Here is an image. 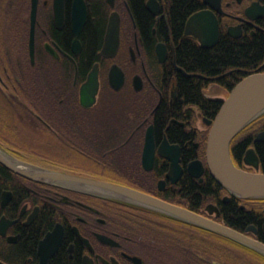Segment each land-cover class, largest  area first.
Here are the masks:
<instances>
[{
  "label": "flooded vegetation",
  "instance_id": "obj_1",
  "mask_svg": "<svg viewBox=\"0 0 264 264\" xmlns=\"http://www.w3.org/2000/svg\"><path fill=\"white\" fill-rule=\"evenodd\" d=\"M171 1L0 0V264H264V254L243 244L228 260L219 245L198 251L197 226L89 182L223 224L228 211L264 210L259 199L243 202L215 185L205 153L216 113L181 91L192 77L204 91L225 89L241 68L208 75L179 64ZM254 1L220 0L219 25L227 32L239 24V37L249 32L250 40L264 34V13L245 15ZM112 23L118 34L110 38ZM261 131L231 154L236 166L263 172ZM248 148L257 168L244 161ZM197 160L201 168L190 166ZM240 232L257 239L259 230L250 222Z\"/></svg>",
  "mask_w": 264,
  "mask_h": 264
},
{
  "label": "water",
  "instance_id": "obj_2",
  "mask_svg": "<svg viewBox=\"0 0 264 264\" xmlns=\"http://www.w3.org/2000/svg\"><path fill=\"white\" fill-rule=\"evenodd\" d=\"M207 8L199 9L192 13L186 20L184 34L193 36L201 46L210 48L216 45L220 38L219 20L216 12H222L220 0H202ZM264 13V5L258 0L245 8V15L254 19ZM227 33L233 37L241 35L240 25L229 26ZM110 38L117 36L118 25H110ZM264 63L258 70L241 78L222 100L213 120L210 121V130L206 141V163L210 175L217 184L231 195L239 199H264V172L249 171L235 165L232 160L230 145L236 135L251 121L264 113ZM261 131L255 140L261 139ZM257 156L253 148L246 150L244 161L257 168ZM200 167V162L190 163ZM16 170V169H15ZM29 178H43L55 176L52 172L19 171ZM58 174V173H57ZM99 190L114 189L128 195L136 202L159 208L166 213L178 217L191 225L214 232L229 239L249 246L264 254V243L254 237L248 236L230 226L202 216L188 209L158 200L141 192L130 191L124 188L108 186L104 182L89 180Z\"/></svg>",
  "mask_w": 264,
  "mask_h": 264
},
{
  "label": "trees",
  "instance_id": "obj_3",
  "mask_svg": "<svg viewBox=\"0 0 264 264\" xmlns=\"http://www.w3.org/2000/svg\"><path fill=\"white\" fill-rule=\"evenodd\" d=\"M260 1L264 3V0ZM203 6L202 0H172L168 13L174 35L178 37L180 35L182 38L175 43L179 64L187 70H198L208 75L224 72L231 67L241 68L240 70H235L232 76L227 77L231 79V82L229 85H223L225 88L224 94L221 92V99L219 101L206 97L204 90L200 87L201 82L196 78L192 77L181 83V91L186 101L192 104H205L207 110L213 109V112L216 113L221 106L223 98L228 95L230 89L245 75L253 72L252 68L264 60V34L257 32L252 40L247 38L250 35L249 32L243 33L239 38H232L227 34L225 26L220 24V38L218 43L210 48H202L193 37L186 36L183 30L187 18ZM212 81L214 79L210 78L207 84ZM262 129H264V114L251 121L236 135L231 143V154L241 152L249 142V136ZM245 135L248 136L244 138ZM256 149L261 156L262 171L264 172V141L257 143ZM213 181L215 182L214 179ZM215 185L218 184L215 182ZM240 200L248 203L254 199ZM259 202H264V199H259ZM226 214L225 224L239 231H242L250 222H255L259 230L257 239L264 242V210L247 211L237 208L234 213L228 211ZM194 228L198 231L197 233H193L197 234V241L195 243L198 245L196 248L198 251L215 253V250H217L216 246L219 245L220 248L218 249L222 251L223 257L228 260L226 254L234 252L233 245L243 246L222 235L199 227ZM193 234L191 235L194 239ZM213 235L220 237L221 241L219 242L211 237ZM191 243L193 244V242ZM239 260H235L230 264H239L243 261L245 264H249L250 262V258L248 257H240Z\"/></svg>",
  "mask_w": 264,
  "mask_h": 264
},
{
  "label": "bare ground",
  "instance_id": "obj_4",
  "mask_svg": "<svg viewBox=\"0 0 264 264\" xmlns=\"http://www.w3.org/2000/svg\"><path fill=\"white\" fill-rule=\"evenodd\" d=\"M185 26V25H184ZM183 33H184V30H183ZM172 35H173V37H174V40H175V43H177L178 41H180L182 38L180 37V35H179V37L178 36H175L174 35V33H173V27H172ZM186 36H190V35H186ZM190 37H193V36H190ZM194 38V37H193ZM197 42H198V40L196 39V38H194ZM198 44L200 45V43L198 42ZM201 46V45H200ZM202 48H206V47H203V46H201ZM205 92V94H206V97H209L208 96V94H210V93H208V91H204ZM208 94H207V93ZM210 98V97H209ZM217 113V112H216ZM258 240V239H257ZM235 241V240H234ZM260 241V240H259ZM237 242V241H236ZM238 243H240V242H238ZM264 243V242H263ZM240 244H242V243H240ZM244 245V244H243ZM255 260V259H254Z\"/></svg>",
  "mask_w": 264,
  "mask_h": 264
},
{
  "label": "rangeland",
  "instance_id": "obj_5",
  "mask_svg": "<svg viewBox=\"0 0 264 264\" xmlns=\"http://www.w3.org/2000/svg\"><path fill=\"white\" fill-rule=\"evenodd\" d=\"M206 91H208V93H220L221 94V92L224 94V89L223 88H221V87H216V86H213V87H211L210 89H208V90H206ZM221 91V92H220ZM207 93V92H206ZM207 93V94H208ZM237 251V250H236Z\"/></svg>",
  "mask_w": 264,
  "mask_h": 264
}]
</instances>
